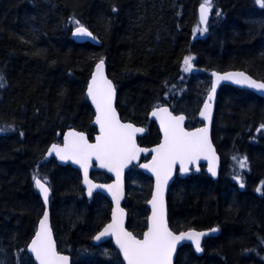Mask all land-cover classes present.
<instances>
[{
  "label": "trees",
  "instance_id": "obj_1",
  "mask_svg": "<svg viewBox=\"0 0 264 264\" xmlns=\"http://www.w3.org/2000/svg\"><path fill=\"white\" fill-rule=\"evenodd\" d=\"M202 2L0 0V264H35L27 248L44 205L34 178L53 192V229L72 264H123L110 242L93 241L110 219V203L100 194L88 199L77 170L46 158L70 128L93 137L86 92L98 62L108 66L122 118L152 130L144 145L160 138L148 121L154 107L169 105L195 124L212 71L242 70L264 82V7L212 0L205 31L197 14ZM79 26L97 43L75 42ZM188 57L195 70L185 73ZM215 124L231 180L224 173L216 183L206 174L177 180L169 221L176 232L219 227L221 234L206 240L202 256L183 246L175 264H264V98L222 87ZM128 177L141 190L128 207L129 228L140 235L151 184L137 168Z\"/></svg>",
  "mask_w": 264,
  "mask_h": 264
},
{
  "label": "snow or ice",
  "instance_id": "obj_2",
  "mask_svg": "<svg viewBox=\"0 0 264 264\" xmlns=\"http://www.w3.org/2000/svg\"><path fill=\"white\" fill-rule=\"evenodd\" d=\"M257 3L264 7V0H257ZM211 9L212 0H204L200 8L201 23H206L207 15ZM76 31L78 34H88L83 26H79ZM190 60L189 57L184 61L188 68L191 67ZM188 68L185 70H188ZM221 79H233V82L237 84H246L250 88L264 90V83H257L244 73L218 76L217 82ZM2 86L0 84V87ZM212 92H215V85H213ZM87 94L96 105L97 116L95 122L100 125L101 131V135L97 137V143L88 144L84 136L69 133V137H75V139L66 138L63 149H58L55 146L53 148L62 160L71 159L84 168L86 182H88V160L92 156L101 161V167H108L109 171L115 170L117 176H119V170L123 164L128 160L135 159L136 154L142 151L136 147L133 137L135 133L142 132L143 129L135 128L131 124H121L118 120L112 107L114 89L111 81L103 76L102 60L97 65L96 74L92 78ZM208 99L211 100L212 96L209 95ZM209 108L210 105L205 104V111L201 112V116L205 119H210ZM161 111L165 113L163 117H160L161 127L164 130V143L153 150L156 152V156L153 158L151 167L157 176V194L152 200L153 216L151 226L145 233L144 239L137 240L130 233L125 232L114 217V222L108 225L104 232L100 233V236H103L108 233L109 229L113 230V234L116 235L117 243L128 264H169L171 251L175 247V242L181 237L174 236L165 224L162 185L167 183L172 165L177 160L183 166L186 160L198 159L201 155H205V158H207L206 153L211 151L207 128L199 129L196 132H186L181 126L185 119L184 116H172L167 109H161ZM156 115L157 113L153 112V116ZM240 166L244 167L245 161H241ZM144 167L150 166L144 165ZM210 171H213V175H215L213 169H210ZM34 179L37 188L43 194L45 203H47L49 189L45 186L46 182H42L39 178ZM241 187H243V184H241ZM89 195H91V189H89ZM113 198L117 200V208H119L118 195L114 194ZM158 202L159 209L157 208ZM185 235H187V238L195 240L196 249L200 251L199 236L203 234L187 233ZM100 236H97L96 239L99 240ZM31 250L36 254L40 264H67V257L57 256L55 252L48 228L47 212L44 213V217L40 221V231L32 241Z\"/></svg>",
  "mask_w": 264,
  "mask_h": 264
},
{
  "label": "water",
  "instance_id": "obj_3",
  "mask_svg": "<svg viewBox=\"0 0 264 264\" xmlns=\"http://www.w3.org/2000/svg\"><path fill=\"white\" fill-rule=\"evenodd\" d=\"M201 5H199L198 7V21L200 26L203 29H207V26L213 16V12L212 10L210 11V13L207 15V19H206V23H201V13H200V8ZM86 29V32L88 34H78L75 28L72 31V39L77 42V43H85V42H90L92 44L96 43L95 37L92 34V32L90 30H88L85 26H83ZM103 61V60H102ZM100 62L97 63V65ZM97 65L94 68V71L91 75V78L89 80L88 86H87V92H88V87L89 85L92 83V78L93 76L96 74V68ZM215 73V75H213ZM236 73H244L246 76H248L249 78L255 80L257 83H264L263 81L257 80L256 78H254L253 76H251L250 74H248L245 71L242 70H229V71H212L211 72V78H212V84H211V88L210 91L200 109L199 112V121L203 124L201 127L198 128H194V129H187L186 125H187V116L184 114H176L174 113L171 108L167 105L165 106H160V107H155L154 109H152L149 112L148 118L149 120L156 124L160 136H161V141L159 144L154 145L152 147H141L138 143V138L139 137H143L147 134V129L141 126H137L132 122L129 121H123L120 115V112L118 110V91L116 89V86L114 84V82L111 80V78L108 75V66L106 64L105 61H103V76L105 79L111 81L113 89H114V97H113V101H112V107L116 113V116L118 118V120L120 121L121 124H131L133 127L135 128H142L143 131L142 132H137L134 134V142L135 145L138 149H141L142 151H139L136 154L135 159H131L128 160L126 163L123 164V166L120 168L119 170V176H117V172L115 170L113 171H109L108 167H101V161L96 159L95 156H92L91 159L88 160V172H87V181H85V173H84V168L81 167V165L79 163L74 162L71 159H61L59 155H57V152L54 150L53 146H55L58 149H63L65 147V140L66 138L68 139H75V137H69V133H77L79 135L84 136V138L86 139L88 144H96L97 143V137H99L101 135V131H100V125L97 124L96 121V116H97V110H96V105L92 102L91 97L88 96L87 92V97L89 100V103L91 105V108L94 112V118L92 121V126L97 130V133L94 137V140L91 141L88 138V135L84 132L78 131L77 129H68L62 138V142L60 144H53L52 146L49 147L47 153H46V157L47 158H54L57 163L59 165L62 166H71L74 169L78 170L81 174V185L84 188L85 192H86V196L88 198H90L92 196L93 193H101L104 196L107 197V199L111 202L112 204V213H111V220L110 222L94 237V242L97 245H100L102 243H105L107 241H111L113 246L115 247V249L120 253L121 258L124 262V264H128L127 260L125 259L124 253L121 250L119 244L117 243V238L116 235L113 234V230L109 229L108 233L100 236V233L104 232L105 228L108 227V225L112 224L114 222V217L115 219L119 222V224L122 226L123 230L125 232L130 233L135 239L137 240H143L144 239V235L145 233H147L149 227L151 226V222H152V216H153V205H152V200L153 197L156 196L157 194V176L156 173L152 170V165H153V158L156 156V152L153 151L154 149L158 148L162 143H164V130L161 127V119L160 117H163L165 115V113H163L161 111V109H167L168 113H170L172 116H184V121L182 123V127L184 128V130L186 132H196L199 129L202 128H207L208 129V140L211 144V151L206 153L207 158H205V155H201L198 159H192V160H186L183 164V166L181 165V162L179 160L176 161L175 164L172 165L171 168V174L167 179V183L162 185V201H163V210H164V220H165V224L168 228L169 231H171L173 233L174 236H180L181 239L177 240L175 242V247L174 249L171 251L170 257H169V264H175L176 263V258L179 252V249L182 248L185 245H191L193 247L194 252L196 253L197 256H202L204 254V242L207 238H212V237H217L220 233V230L218 228H213V229H207V230H196V229H190V230H186V231H182L180 233H176L173 230H171L170 228V224L168 221V204H167V196H168V191L176 177V172L177 169H179V174L178 176L180 178H186L189 174H191L190 172V168L192 166H195L196 171L198 172L199 170V166L201 164H206L207 165V173L209 174V176L211 178H217L219 171H220V157L217 154L216 148L213 144V139H212V125H213V121H214V116H215V111H216V103H217V96L219 91L221 90L222 87L224 86H232L241 90H246V91H250L252 93L257 94L258 96L264 98V90L261 89H255V88H250L248 87L246 84H237L235 82H233V79H221L219 80V82H217V77L218 76H228L230 74H236ZM238 78V77H236ZM213 85H215V92H212V88ZM209 95L212 96V99L209 100ZM205 104H209L210 108H209V112H210V119H205L203 116H201V112L205 111ZM153 112H156L157 115L153 116ZM149 156L150 159L149 161L145 162V163H141V159L142 157H146ZM133 165H138L139 169L146 174L147 176H150L153 178L154 180V188H153V193H152V197L150 199V201L148 202V208H149V217H148V228L145 231L143 238L139 239L137 237L134 236V234L128 230L127 228V222H128V212L126 211V209L123 207V203L125 201V196H126V185H125V177H126V173L128 172V170L130 169L131 166ZM144 165H149L150 167H144ZM210 169H213L215 172V175H213V171H210ZM93 171H97V172H104L106 174H108L111 178L112 181L109 183H96L95 181L92 180L91 178V174ZM43 182V181H42ZM45 186L49 189V195H48V200L47 203H45L44 201V197L42 192L40 191L39 188H37V191L40 195V198L44 204L45 207V212H47L48 214V228L50 230L51 233V239L52 242L54 244L55 247V252L57 254V256H61V257H67V264H72V260H71V256L68 254H63V253H59L58 252V245L55 239V235L52 229V223H51V213H50V202H51V198H52V191L50 189V187L45 183ZM89 189H91V195H89ZM111 189V190H110ZM116 194L118 195L119 198V208H117V200L113 198V195ZM157 208L159 209V202H158V206ZM44 214L42 216V218L40 219V221L43 219ZM40 221L38 224V228L37 231L35 233V236L33 237V239L31 240L29 246H28V253L33 257L34 262L36 264H40V262L37 260L36 258V254L31 250V246H32V241L36 238V234L40 231ZM187 233H197V234H203L199 236V242H200V251H197L196 249V243L194 239H189L187 238ZM97 236H100V239H96Z\"/></svg>",
  "mask_w": 264,
  "mask_h": 264
},
{
  "label": "flooded vegetation",
  "instance_id": "obj_4",
  "mask_svg": "<svg viewBox=\"0 0 264 264\" xmlns=\"http://www.w3.org/2000/svg\"><path fill=\"white\" fill-rule=\"evenodd\" d=\"M212 19V18H211ZM193 71L195 70V69H192ZM222 72V71H221ZM258 80V79H257ZM261 81V80H260ZM211 84H212V78H211ZM219 93H220V91H219ZM219 93H218V96H217V103H216V111H215V116H214V121H213V125H212V139H213V144H214V146H215V148H216V151H217V154L219 155V157H220V171H219V174H218V176H217V178H211L210 176H209V174L207 173V171H206V169H207V165L206 164H201L200 166H199V170H198V172L196 171V168H195V166H192L191 168H190V172H191V174H189L186 178H180L179 176H178V174H179V169H177V172H176V177H175V179H174V181H173V183H172V185H171V187H170V189H169V191H168V196H167V204H168V221H169V195H170V193L172 192V187H173V185H174V183L177 181V180H184V179H189V178H191V177H199L200 175H202V174H206L207 175V177L208 178H210L211 179V181L212 182H214V183H216V182H218L219 180H220V178H221V176H222V174L224 173V179H226L227 178V180H231V178L229 177V176H227L228 175V172H227V170L226 169H228V167L225 165V163H224V155H223V153L221 152L220 153V151H219V147H220V144H219V140L216 138V139H214V134H216L215 132V128H216V113H217V109H218V100H219ZM255 94V93H254ZM257 95V94H256ZM258 96V95H257ZM260 97V96H259ZM262 98V97H261ZM169 106V105H168ZM170 107V106H169ZM201 107H202V105H201ZM201 107H200V109H201ZM171 108V107H170ZM200 109H199V112H200ZM118 110H119V108H118ZM152 110V109H151ZM173 111V110H172ZM119 112H120V110H119ZM174 113H176V114H184V115H186L187 116V125H186V128L187 129H189V130H191V129H194V128H198V127H201L203 124L199 121V112H198V114H197V116H195V118H194V120H195V124L194 123H189V117H188V115L186 114V113H177V111H173ZM120 115H121V113H120ZM149 115V114H148ZM123 119V118H122ZM124 120V119H123ZM126 121V120H125ZM148 121L150 122V124H151V126L153 125L154 126V128L155 129H157V131H158V133H159V130H158V128H157V126H156V124H154V123H152L150 120H149V118H148ZM130 122H132V121H130ZM134 123V122H133ZM134 124H136V123H134ZM136 125H138V124H136ZM139 126H141V125H139ZM144 127H146V126H144ZM94 128V127H93ZM95 129V128H94ZM146 129H147V134L145 135V136H143V137H139L138 138V143H139V145L141 146V147H147V148H149V147H152V146H154V145H157V144H159L160 143V141H161V136H160V133H159V136H160V138H159V140L157 141V142H155L154 144H152V145H144L142 142H141V140L144 138V137H146L148 134H150L151 133V129H150V127H146ZM96 133H97V130L95 129V133L93 134V137H90L87 133V135H88V138L91 140V141H93L94 140V137H95V135H96ZM62 142V139H61V141L59 142V143H54V144H60ZM53 145V144H52ZM51 145V146H52ZM49 149V148H48ZM48 151V150H47ZM47 153V152H46ZM47 158V157H46ZM47 159H49V158H47ZM50 159H53L54 161H56L54 158H50ZM149 159H150V157L149 156H146V157H142V159H141V163H145V162H147V161H149ZM56 163H57V161H56ZM58 164V163H57ZM59 165V164H58ZM60 166H62V165H60ZM223 166H224V168H223ZM63 167H65V166H63ZM71 167V166H70ZM71 168H73V167H71ZM134 168H137L140 172H142L140 169H139V166L138 165H133V166H131L130 167V169L128 170V172L126 173V177H125V185H126V196H125V201H124V203H123V207L126 209V211L128 212V222H127V228H128V230H130L133 234H134V236L135 237H137V238H139V239H142L143 238V235H144V233H145V231L147 230V228H148V217H149V208H148V202L150 201V199H151V197H152V193H153V188H154V180H153V178L152 177H150V176H147L146 174H144L143 172V174L146 176V177H148L149 178V180H148V182L147 183H150L151 184V192H150V195L148 196V198H146V204H145V211H147V225H146V228H145V230H143L142 231V233L140 234V235H138V234H136L135 232H133L130 228H129V221H130V212H129V208L128 207H130L131 208V206H133V202H134V199H132V196L133 195H135V193L134 192H132L133 190H135V189H137L138 191H140L141 192V190L138 188V187H134L135 189H131V187L132 186H130V182L132 183H134L135 182V178L134 177H128V175H129V173H130V171L132 170V169H134ZM222 168H223V170H222ZM74 169V168H73ZM76 170V169H75ZM78 171V170H77ZM78 173L80 174V172L78 171ZM94 174H101V175H104V179H102V178H96L95 176H94ZM230 179H229V178ZM80 178H81V174H80ZM91 178H92V180L93 181H95L96 183H109V182H111L112 181V178L108 175V174H106V173H104V172H97V171H93L92 172V174H91ZM40 179V178H39ZM41 180V179H40ZM42 181V180H41ZM44 182V181H43ZM47 184V183H46ZM35 187H36V183H35ZM81 187H82V185H81ZM51 189V188H50ZM82 189L84 190V188L82 187ZM36 190H37V188H36ZM52 191V190H51ZM37 193H38V191H37ZM84 193H85V195H86V192H85V190H84ZM96 194H100V195H102V196H104L103 194H101V193H93L92 194V196H91V198L94 196V195H96ZM38 195H39V193H38ZM40 196V195H39ZM52 196H53V192H52ZM87 197V196H86ZM106 199H107V197L106 196H104ZM90 198V199H91ZM136 198V197H135ZM51 200H52V198H51ZM107 201L110 203V207H111V211H110V219H109V221L103 226V228L110 222V220H111V213H112V204H111V202L107 199ZM51 203V202H50ZM44 205V204H43ZM44 211H45V207H44ZM44 214V213H43ZM43 216V215H42ZM42 218V217H41ZM40 218V219H41ZM40 221V220H39ZM51 223H52V219H51ZM38 224H39V222H38ZM38 224H37V228H38ZM169 224H170V221H169ZM37 228H36V231H37ZM102 228V229H103ZM170 228H171V226H170ZM213 228H218L219 230H220V233H219V235L221 234V229L219 228V227H213ZM52 229H53V225H52ZM101 229V230H102ZM212 229V228H211ZM100 230V231H101ZM171 230H173L172 228H171ZM187 230H189V229H187ZM200 230V229H199ZM203 230H207V229H203ZM36 231H35V233H36ZM99 231V232H100ZM174 231V230H173ZM184 231H186V230H184ZM53 232H54V229H53ZM98 232V233H99ZM174 232H176V231H174ZM180 232H182V231H178V232H176V233H180ZM97 233V234H98ZM96 234V235H97ZM54 235H55V239H56V242H57V245H58V252L59 253H63V254H68V255H70L69 253H65V252H61L60 250H59V244H58V241H57V238H56V234H55V232H54ZM95 235V236H96ZM218 235V236H219ZM34 236H35V234H34ZM33 236V237H34ZM94 236V237H95ZM217 236V237H218ZM212 238H216V237H212ZM33 239V238H32ZM93 241H94V239H93ZM31 242V241H30ZM107 242H110L111 244H112V242L111 241H107ZM107 242H105V243H107ZM30 244V243H29ZM94 244H95V242H94ZM102 244H104V243H102ZM102 244H100V245H102ZM205 244V243H204ZM95 245H97V244H95ZM113 245V244H112ZM29 246V245H28ZM114 247V246H113ZM115 248V247H114ZM28 249V248H27ZM181 249V248H180ZM179 249V250H180ZM116 250V249H115ZM117 251V250H116ZM194 251V250H193ZM118 252V251H117ZM119 253V252H118ZM179 253V252H178ZM196 254V253H195ZM119 255H120V253H119ZM71 256V255H70ZM120 257H121V255H120ZM177 259V258H176ZM71 260H72V262H73V259H72V256H71ZM121 260H122V258H121ZM122 262H123V260H122ZM35 263V262H34ZM36 264V263H35ZM123 264H124V262H123Z\"/></svg>",
  "mask_w": 264,
  "mask_h": 264
},
{
  "label": "rangeland",
  "instance_id": "obj_5",
  "mask_svg": "<svg viewBox=\"0 0 264 264\" xmlns=\"http://www.w3.org/2000/svg\"><path fill=\"white\" fill-rule=\"evenodd\" d=\"M188 58H189V57H188ZM190 65H191L190 68H188L187 65L184 66V69H183V70H184L185 73L190 72V69H191V68L194 69V64H193V61H192V60H190ZM186 68H188V70H185ZM131 189H135V188H132V187H131ZM132 192H134L136 195H139V194L141 193V192L138 191L137 189L133 190ZM135 197H136V196L133 195V196H132V199H135Z\"/></svg>",
  "mask_w": 264,
  "mask_h": 264
},
{
  "label": "bare ground",
  "instance_id": "obj_6",
  "mask_svg": "<svg viewBox=\"0 0 264 264\" xmlns=\"http://www.w3.org/2000/svg\"><path fill=\"white\" fill-rule=\"evenodd\" d=\"M202 3H203V2H202ZM202 3H201V4H202ZM197 14H198V12H197ZM202 29H203V28H202ZM150 111H151V110H150ZM50 213H51V205H50Z\"/></svg>",
  "mask_w": 264,
  "mask_h": 264
}]
</instances>
